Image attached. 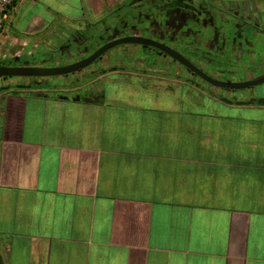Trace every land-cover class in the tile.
<instances>
[{
    "label": "crops",
    "instance_id": "obj_1",
    "mask_svg": "<svg viewBox=\"0 0 264 264\" xmlns=\"http://www.w3.org/2000/svg\"><path fill=\"white\" fill-rule=\"evenodd\" d=\"M22 1L0 31L14 49L0 62L55 66L87 55L102 33L85 26L133 0H83L63 15L69 24L32 19L21 38L12 27ZM112 54L65 75L0 77V264H264V83L224 92ZM259 57L248 77L264 74ZM126 66L139 80L188 82L207 111L148 105L122 95L115 77L97 86Z\"/></svg>",
    "mask_w": 264,
    "mask_h": 264
},
{
    "label": "flooded vegetation",
    "instance_id": "obj_2",
    "mask_svg": "<svg viewBox=\"0 0 264 264\" xmlns=\"http://www.w3.org/2000/svg\"><path fill=\"white\" fill-rule=\"evenodd\" d=\"M126 8L128 9L126 13L133 17L130 25L139 27L143 32L129 33L124 30L128 24L119 20L118 23L115 22L118 25L114 24L113 27L116 32L118 29L122 30L119 37L140 36L169 46L205 74L216 79L245 81L264 76V74L247 76V72L253 75L261 66L259 54H264V8H257L253 3L238 8L224 5L215 7L214 4L202 0H133ZM106 29L109 30L110 26ZM113 39L115 38L104 40L102 35L99 36L96 40L97 47L78 59L88 56L99 46ZM120 45L107 50L108 53L111 51L114 54L110 56V61L114 62L123 55L127 56L131 65H136L144 63V59L149 58L152 60L150 64L178 67L181 72L179 74L186 75V79L194 85H212L156 47L142 44L129 47ZM98 59L99 66H102L103 55L95 61ZM16 62L9 65H16ZM91 65L93 63L88 66ZM103 68L99 71H103ZM216 69L224 72L222 78L213 73L212 70ZM227 91L229 90H224Z\"/></svg>",
    "mask_w": 264,
    "mask_h": 264
},
{
    "label": "rangeland",
    "instance_id": "obj_3",
    "mask_svg": "<svg viewBox=\"0 0 264 264\" xmlns=\"http://www.w3.org/2000/svg\"><path fill=\"white\" fill-rule=\"evenodd\" d=\"M71 2H73L75 5V8L73 9H70L68 6H62V5L60 6L58 5V3H55L52 0H23L21 2V5L18 7L16 11L12 28L17 33V35L22 38V37H28L27 35H30V32H27L25 28L28 22L32 19L35 20L41 19L46 23L51 22V24L65 21V24H69L70 22L69 19L64 18V16L67 13L78 15L80 11H79V6L76 5H79L81 3V5L84 6L83 0H72ZM48 5H50L52 8L49 7ZM126 7L125 8L122 7V9L118 11V13L116 12L115 16L106 17L101 21L97 22L92 26V28L89 26H85V30L87 29L86 31H88L90 29L88 32L91 31L92 33L95 34L101 32L104 40L110 38H116L120 36L119 32H121L122 30L119 31L120 29H118V31L116 32L113 30V27L115 25H118L115 24V22L118 23L119 20H123L125 21L126 24H128V26L124 27L125 31L129 33L142 34L143 31L139 27L130 25L133 17L131 18V16L126 13L128 11ZM98 19H100V17ZM104 22L105 25L103 24ZM108 26H110L109 30L106 29V27ZM57 39H58V35L55 33L52 36V40L54 42L55 41L57 42ZM80 41L87 42V36L84 35V38L82 37ZM100 43H102V41ZM92 45H93L92 49L97 47L96 42L93 43ZM133 45L134 44L126 43V44H121L120 46L129 47ZM116 48H120V47H116ZM114 50L115 48L112 49V51ZM70 53H72V51ZM110 53L111 51L109 53L107 51V53L103 54V56H108ZM8 54L10 55V57H12V54H14V49L10 47V49L6 51L5 48L1 47L0 45V59L1 60L7 59L8 57L6 56H8ZM55 59H57V57ZM151 61L152 60H149V58L144 59V63L149 64L151 63ZM99 62L100 61L98 59L97 61L93 62V65L96 64L98 65ZM11 63L13 62L6 61V63L4 64L9 65ZM16 63L21 64L20 62H16ZM13 64H15V62ZM124 71H126L127 73L124 72L119 76L115 74H110L104 79L101 78L100 80L96 81L97 86L100 84L104 85L105 83V88L109 90V85L107 83L108 78H111V80H113V78L115 77L114 81H116V85H115L116 88H121L125 90L124 92H122V95L139 97L143 100V102H146L148 105H155L156 107H163V108L172 107V108H176L177 111H181V112H187L188 110H194L197 112L207 111V109H205L206 108L205 106L201 104L199 105L200 97H202L203 95L200 94L197 88L194 87L191 88L188 82L181 81L180 79H175L174 80L175 84H171L169 87H167L166 84H159L154 82L155 81L154 78L150 75L146 76L143 80L137 79V76H135V73L132 71L131 67L129 66H126ZM89 78L91 79L92 76L87 75V77L84 79H86V81H89Z\"/></svg>",
    "mask_w": 264,
    "mask_h": 264
},
{
    "label": "water",
    "instance_id": "obj_4",
    "mask_svg": "<svg viewBox=\"0 0 264 264\" xmlns=\"http://www.w3.org/2000/svg\"><path fill=\"white\" fill-rule=\"evenodd\" d=\"M124 43H134V44L150 45L156 47L162 50L163 52H165L166 54H168L173 59L183 64L192 72L202 77L208 83L222 89L240 90L264 83V76L253 80H245V81H224V80L216 79L212 76L205 74L198 67L193 65L189 60H187L181 53L177 52L171 47L145 37L134 36V35L123 36L110 40L104 43L103 45L99 46L88 56L64 65L46 66V65H38V64H16V65L0 64V77L42 78V77L73 73L92 64L98 57L102 56L105 53V51H107L108 49ZM26 86L27 85H22V84L15 85V87H26Z\"/></svg>",
    "mask_w": 264,
    "mask_h": 264
},
{
    "label": "built area",
    "instance_id": "obj_5",
    "mask_svg": "<svg viewBox=\"0 0 264 264\" xmlns=\"http://www.w3.org/2000/svg\"><path fill=\"white\" fill-rule=\"evenodd\" d=\"M14 0H0V31L9 17V8Z\"/></svg>",
    "mask_w": 264,
    "mask_h": 264
},
{
    "label": "trees",
    "instance_id": "obj_6",
    "mask_svg": "<svg viewBox=\"0 0 264 264\" xmlns=\"http://www.w3.org/2000/svg\"><path fill=\"white\" fill-rule=\"evenodd\" d=\"M15 1V0H14ZM24 59H26V58H24ZM0 64H4L3 62H0ZM3 78H8V77H3Z\"/></svg>",
    "mask_w": 264,
    "mask_h": 264
}]
</instances>
